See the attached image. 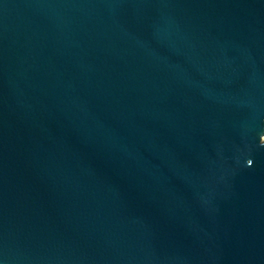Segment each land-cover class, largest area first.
Instances as JSON below:
<instances>
[{"label":"water","instance_id":"obj_1","mask_svg":"<svg viewBox=\"0 0 264 264\" xmlns=\"http://www.w3.org/2000/svg\"><path fill=\"white\" fill-rule=\"evenodd\" d=\"M0 264H264V0H0Z\"/></svg>","mask_w":264,"mask_h":264}]
</instances>
